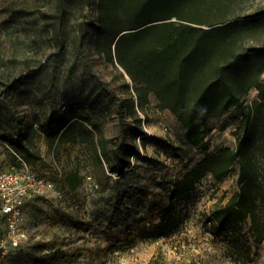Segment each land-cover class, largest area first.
Listing matches in <instances>:
<instances>
[{"label": "rangeland", "instance_id": "obj_1", "mask_svg": "<svg viewBox=\"0 0 264 264\" xmlns=\"http://www.w3.org/2000/svg\"><path fill=\"white\" fill-rule=\"evenodd\" d=\"M100 1L0 0V171L27 165L53 184L25 197L14 229L0 213V264H264V231L258 241L250 220L235 231L211 218L239 189L238 163L221 180L202 175L186 196L172 199L168 191L206 151L235 146V108L212 117L204 143L193 146L154 94L140 106L132 83L127 88L106 58ZM260 8L264 0H240L236 12ZM241 35L246 45L264 44V23ZM259 79L264 84V71ZM258 96L252 87L243 99ZM138 119L143 138L132 132ZM18 133L28 150L14 148ZM121 142L140 150L123 177L109 171ZM162 221L156 236L157 229L142 230Z\"/></svg>", "mask_w": 264, "mask_h": 264}, {"label": "trees", "instance_id": "obj_2", "mask_svg": "<svg viewBox=\"0 0 264 264\" xmlns=\"http://www.w3.org/2000/svg\"><path fill=\"white\" fill-rule=\"evenodd\" d=\"M239 1L101 0L99 9L102 28L110 38L106 58L121 70L127 88L132 83L140 106L154 94L161 109L174 112L190 144L201 146L211 129L210 119L235 108L241 121L235 146L206 151L168 191L172 199L186 196L202 175L210 173L221 180L238 163L239 189L214 206L211 218L235 231L250 220V230L260 241L264 231V84L259 77L264 71V44L246 45L241 33L264 23V8L243 15L236 12ZM252 87L258 88L259 96L246 104L243 96ZM125 100L131 114H136L134 98ZM63 117L66 120L68 114ZM138 122L132 132L143 138ZM12 144L28 150L20 133ZM139 153L136 143H118L109 171L123 177L132 169L131 156ZM68 186L76 188L77 183L68 182ZM168 212L169 207L163 210V220ZM109 219L117 224L113 216ZM151 224L142 230L157 229L151 236L160 234L164 222Z\"/></svg>", "mask_w": 264, "mask_h": 264}, {"label": "built area", "instance_id": "obj_3", "mask_svg": "<svg viewBox=\"0 0 264 264\" xmlns=\"http://www.w3.org/2000/svg\"><path fill=\"white\" fill-rule=\"evenodd\" d=\"M52 169L57 173L61 171L55 161ZM52 187L53 184L42 171L32 170L27 165L19 170L0 171V213L8 216L14 229L21 216L25 197L31 191H46Z\"/></svg>", "mask_w": 264, "mask_h": 264}]
</instances>
